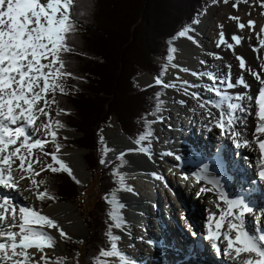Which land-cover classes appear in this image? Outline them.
I'll list each match as a JSON object with an SVG mask.
<instances>
[{"label": "snow or ice", "instance_id": "obj_1", "mask_svg": "<svg viewBox=\"0 0 264 264\" xmlns=\"http://www.w3.org/2000/svg\"><path fill=\"white\" fill-rule=\"evenodd\" d=\"M216 2L217 0H213V3ZM223 2L227 4L229 0ZM240 2L241 0H236L233 7L238 9ZM243 2L248 3V0ZM75 3L76 0H0V187L18 190L19 181L28 178L31 180L30 187H36L37 197L41 200L55 199L48 195L47 190L39 191V185L45 181L32 179L39 176L43 170L47 169L53 173L65 172L76 183H80L73 175L71 167L58 156L61 148V145L56 143L58 130L64 128V124L58 119L53 122L51 115L52 106L58 105L56 93L67 94L64 82L73 75L65 71L64 54L74 51L69 41L71 34L76 31V21L72 12ZM261 7H264V0H261ZM229 18L233 21L240 20L238 16ZM255 24L256 21L248 20L246 23H238V28L254 29ZM220 27L222 28L223 25ZM190 31L194 29L185 27L177 35L195 42V37L189 35ZM260 31L264 33V28ZM231 39L235 45H240L243 37L233 35ZM219 44H227L229 49L234 50V45L225 40L222 31L219 33ZM260 44L264 47V40H260ZM175 51L174 47L169 48L167 61L174 59ZM236 59L241 70L247 71L259 81L261 87L256 96L237 94L233 98L223 91L224 88L233 89L236 85L248 87L243 75L237 77L233 83L231 65L225 66L228 71L223 78L215 73H206L212 81L206 90L213 92L219 99H203L199 92L190 90L196 85L187 80H182L179 84L175 82L165 84L158 76L154 83L164 87H181L185 95L198 101L199 108L205 109L207 126L211 128L214 125L219 128L222 135L233 140L237 149L256 145L260 165L258 178L264 182V78L261 76V73H264V64H261L260 71H257L247 65L242 56L238 55ZM202 63L206 62L202 61ZM182 70L190 71L186 68ZM192 75L201 74L192 73ZM50 94L51 98H49ZM158 97L159 94H157V112L163 103ZM180 103L184 104L186 101L181 100ZM212 109L217 111L213 112ZM61 113L67 114L60 109L57 115ZM149 115L154 113L150 112ZM248 116H254L256 119L251 140L246 138V128H242L246 125ZM41 117L47 118V122L37 124ZM41 130L45 133L43 137L39 135ZM49 137L55 143V152H47L44 149ZM151 137L152 132L148 124L145 132L135 140V144L141 145L146 140L150 141ZM100 139L103 140V137ZM33 149H39L43 155L50 156L59 167L46 164L34 155ZM135 150L137 149L128 151ZM104 151L107 153L108 149L105 148ZM138 151L151 155L149 147L142 146ZM120 158H123V153L120 154ZM17 160L19 164H16ZM106 162L105 159L100 160L101 164ZM34 165H43V167L41 171H36ZM17 172L20 173L18 178L15 175ZM153 175L156 179H163L155 173ZM197 180H205L211 185V187L202 186L198 196L212 194L217 197L212 201L216 211L208 210L206 234V239L211 242V247L217 255H224L232 261V264H264V228L258 226L255 229H248L245 224V215L253 213L254 206L244 195L231 198L225 185L209 172L208 165L203 166L201 174L197 175ZM220 201L226 207H221ZM117 207L122 209L125 205L120 203ZM17 209L21 221L19 224H17ZM0 210H2L0 211V238H2L0 264H52L53 257L46 253L45 249L54 248L55 239L44 229H56L62 239L70 238L54 219L41 214L31 206L15 205L7 196H0ZM9 215L11 223H7ZM110 216L116 228L126 227L127 221L115 208ZM256 220L259 222L260 217L257 216ZM33 225H38L39 230ZM16 227L19 228L18 232L11 230ZM109 238L110 248L101 249L95 264H108L107 260L99 257H118L120 264H136L119 250L120 236L109 233ZM223 241L227 244L222 250ZM32 249L35 251L30 252L29 250Z\"/></svg>", "mask_w": 264, "mask_h": 264}, {"label": "trees", "instance_id": "obj_2", "mask_svg": "<svg viewBox=\"0 0 264 264\" xmlns=\"http://www.w3.org/2000/svg\"><path fill=\"white\" fill-rule=\"evenodd\" d=\"M141 1L76 0L72 9L76 31L71 34L69 44L74 51L64 54V59L65 71L73 75L64 82L67 94L56 93L55 120L64 124L62 129L76 134L73 147L85 151L88 167L98 175L103 199L95 213L92 209L88 212L91 235L84 245L87 260L86 256L78 260L83 244L68 238L62 239L65 255L52 264H95L101 249L110 248L109 233L116 235L113 233L116 228L109 217L112 208L108 199L118 202L122 190L128 186L115 177V170L126 167L129 160L123 157L100 172V160L105 159L100 131L115 120L132 140L143 134L148 124L154 136L155 126L150 119L159 116L164 106L162 103L159 112L156 111L157 94L162 101L167 91L160 85L140 90L137 79L145 73L165 79L169 69L165 63L170 62L166 55L170 47L175 48L180 38L177 33L191 28L195 19L214 4L213 0H181L182 5L180 0H147L143 6ZM256 2L261 0H248ZM77 14L79 17L81 14V19ZM60 109L67 114L57 115ZM150 112L154 115H149ZM44 179L46 190L55 199L42 200V208L57 199L77 202L86 191L85 186L65 172L49 171ZM116 211L119 214L118 208Z\"/></svg>", "mask_w": 264, "mask_h": 264}, {"label": "bare ground", "instance_id": "obj_3", "mask_svg": "<svg viewBox=\"0 0 264 264\" xmlns=\"http://www.w3.org/2000/svg\"><path fill=\"white\" fill-rule=\"evenodd\" d=\"M226 9L225 5L222 6H214L209 11L208 14L210 15V18L202 19L200 21V25L197 24L194 27V31H190L189 35L195 37V42L193 40H189L186 37L181 39L177 45H178V61L175 62L172 65H178L179 67H173L176 72L179 74V79H171L170 82H175L179 84L182 80L190 81L192 84L196 85V87L191 88L190 90L193 92H199L201 94V97L203 99H219L213 92L207 91L206 89L211 85L212 81L210 79H205L203 74L206 73H215L221 78H223L224 74L228 71V69L225 67L226 65H231V78L233 83H235V80L237 77L243 75L248 87L245 88L244 86H238L236 85L233 89H227L224 88L223 91L226 92L229 96L235 98L237 94H246V95H252L255 96L258 88L261 87L259 84V81L255 79L254 76L249 74L245 70H241L238 67L239 61L236 59V57L242 56L246 64L251 66L253 69H256L257 71H260V65L264 64V47L261 46L260 40H264V33H262L260 30L261 28H264V17L261 14L262 8H260L259 11L255 12V15L252 17H249L247 13L236 15L240 18L239 21H233L230 18H226L225 16L220 13V8ZM245 15V17H243ZM248 20H254L256 21V24L254 26V29H250L246 27L244 30H240L238 28V23L244 22L246 23ZM220 25H223L221 28ZM224 33V38L228 43H232L234 45V50L229 49L227 47V44H219V33ZM233 35H239L243 37L240 45H235V42L232 41L231 37ZM202 61L206 63H202ZM189 69V72H184L182 69ZM192 73H200V76L192 75ZM262 78H264V73H261ZM155 78H145L144 82L146 84H152L154 83ZM196 83V84H195ZM177 89H180L181 87H175ZM182 89V88H181ZM184 100L186 103L181 104L180 101ZM174 103V110L175 112L173 115H171V119L174 121V124L171 123V129L167 132V142L164 147V149H161L159 151H155L154 154H156L157 157L162 158V156L166 157L165 160L169 162V166L179 165V167H185L183 170L186 172L187 175H190L193 177V179H190V185H187V195L194 194L193 200H195V203L197 205L199 204V208L201 207V213L202 218L204 216H208V210L216 211L215 205L212 201H215L217 197L212 194H200L198 196L199 190L202 186L204 187H211L210 184H208L206 181L205 183L198 181L195 179L194 174H201V169L204 165H208L209 172L214 175L217 179L221 181L225 185V188L228 192L232 193L233 189H239L238 182L235 181L232 184L229 182V179L232 178L230 174L229 167H223L221 163L218 161L219 159H224V162L230 155L228 154L230 151H226L227 153H224L221 157L218 156L215 161H212L210 158L214 156V154L217 152L218 148L221 145H224L226 149H234L235 154H239L241 148L237 149L234 145V142L231 138H229L226 135H222L219 128H216L214 125L211 126V129L207 126L208 121H202L201 123L197 121V116H204L206 117L207 113L204 108H199L198 103H193L190 101V97L188 98L187 95L184 94L183 91L180 92V95L176 96L173 100ZM198 102V101H197ZM239 102V101H234ZM246 103V102H245ZM226 106V105H224ZM222 106V107H224ZM213 112H216V109H212ZM43 118L41 117L39 121H37V124L41 122ZM205 126V127H204ZM256 126V119L254 116H248L246 125L242 126V128H246V138L251 140L252 139V133L253 129ZM182 130V131H180ZM200 132L203 134H211L215 140L219 141L218 143H212V136L210 138L207 137V140L205 141L203 136V139L200 138ZM209 132V133H207ZM43 133V131H42ZM193 135L194 138H189L188 136ZM42 137V135L40 134ZM179 136V137H178ZM202 137V136H201ZM180 140L186 142H193L195 143V147L192 149L191 145H188L187 147L182 146L180 144ZM198 140L200 142H198ZM214 141V140H213ZM213 149V152H209V147ZM202 144V147L201 145ZM112 147H116V151H113L109 156L108 159L110 162H112L116 157L120 156L121 153H129L135 162V166L129 171L132 174H135L136 176L142 178L146 183L150 184V191L148 192H135L132 194H126L123 197V200L126 202V211H127V217L128 222L131 225L128 227L122 235L125 238V241L127 243V246L131 245L129 242H136L137 241V247L135 248L136 244H132L134 247L128 246V249L121 250V253L125 254L128 258L134 260L136 264H159L156 262V260L153 259V256L148 254L147 252L143 251L145 254H141L138 249L143 246V249H154V246L159 249V254L163 256V263L161 264H176L179 260H183L186 258L190 253L186 252V246H182L181 236L179 233V230L176 227V224L179 222V227L181 225V228L189 230L188 225L185 222V211L182 213L180 211V205L177 203L175 206H169L167 207L165 205V202L158 197V191L156 193V185L161 183V179H156V177L153 175L155 173L158 176L163 177V179L166 180L168 184H170V180L168 177L169 174L166 173L167 170L164 168H160V162L156 166L153 164V162L150 160V156H146L145 153L138 151V149L142 146L136 145L132 140L127 138L125 135H120L116 137L113 142L110 143ZM175 145L176 147L175 149ZM169 147H171L169 149ZM244 150L242 153H244V156L240 159L238 164H236V167L240 165H246L247 162H245V159L247 157L249 158V161L253 166L258 165V157L259 153L256 150V145H252L251 147H243ZM44 149L46 150V144L44 145ZM129 149H137L135 151H128ZM37 149H33V152ZM176 151L173 153L172 151ZM23 152V149H22ZM152 153V152H151ZM162 153H168L167 155H164ZM170 154H173L171 156ZM232 154V153H231ZM170 155V156H169ZM58 156L67 163L71 169L73 170V175H79L84 176L86 173L85 165L83 164V159L81 156V152L75 151V150H68V149H60V152L58 153ZM173 157V158H172ZM185 158V159H184ZM201 161H200V160ZM236 159V156L233 160ZM107 160V159H106ZM190 160V161H188ZM16 164H19V160L16 161ZM194 165V166H191ZM260 166V165H258ZM35 168V167H34ZM167 168V167H166ZM36 169V168H35ZM37 171V170H36ZM128 171V170H127ZM214 171H217L214 173ZM20 174V173H19ZM233 178L234 176H237V174L232 173ZM33 179V178H32ZM224 179V182H223ZM31 180L26 178L24 180L19 181L18 184V190L24 191L26 187H30ZM172 186L173 184L178 187L176 180L175 182L171 181ZM180 186V185H179ZM180 188V187H179ZM18 190L9 191L12 196V202L15 205L18 206H31L34 210L39 211L38 207L36 208L35 205H32V203H26V195L25 198L18 195L20 193L16 192ZM26 191V190H25ZM155 191V192H154ZM27 192V191H26ZM181 192V191H180ZM172 195L167 194L165 192V197H168ZM181 197L184 200L186 204L189 202L186 201V194L181 192ZM185 197V198H184ZM264 198V197H261ZM261 198L252 197L255 201H260ZM170 200V199H169ZM188 200V199H187ZM189 201V200H188ZM28 202V200H27ZM148 202H152L153 205L148 204ZM193 202V201H192ZM221 207H226L222 201H220ZM261 209H258L256 213L246 215L245 216V224L248 229L254 228L251 226L252 223V217L256 219L257 216H260V214H264V202H259ZM164 204V205H163ZM192 207L194 206L193 203L190 204ZM263 206V207H262ZM175 207V208H174ZM154 208H158L159 215L162 216L164 224L172 222V227H169L167 225L168 233L166 234V231H163V237H165V242L162 244L163 239L159 242L160 238L158 234L154 235V232H156L158 229H156L155 221L151 220V216H147L151 212L154 211ZM197 208V207H196ZM178 209V211H177ZM173 210V213H172ZM2 211V210H0ZM66 214H63L66 212ZM175 211V215L174 214ZM199 209L197 208L196 212L192 210L193 216L195 214H198ZM43 215H47L50 218L54 219L58 224L59 221L61 224L59 225L67 234L68 236H76L78 232L82 230L83 220H81L72 210L71 204H64V205H56L52 206L51 208L47 210H41L39 211ZM172 213V215H171ZM191 213V211H189ZM68 215L70 220L65 219L63 216ZM219 213L217 212V216ZM172 218H171V217ZM192 216V217H193ZM10 217V216H9ZM8 217L7 222H11V217ZM59 220V221H58ZM72 221V222H71ZM257 221V220H256ZM20 218L19 213L17 209V224H19ZM176 222V223H175ZM206 222V219L204 220ZM204 222L202 225H204ZM135 225H139L140 229H134ZM170 224V223H169ZM196 226H201V224L197 221ZM34 228L39 230L38 225H33ZM12 231H19V228H12ZM44 231H47L51 236L54 237L55 243H58L61 245L60 242L61 238L59 236V233L56 229H48L45 228ZM135 231V233H134ZM136 231L138 234H136ZM162 232V231H161ZM170 235V237H168ZM190 237V235H189ZM191 238V237H190ZM2 239V238H0ZM59 240V241H58ZM142 241V243H141ZM182 242V241H181ZM59 245V246H60ZM166 245V248L163 249V247ZM140 247V248H139ZM138 248V249H137ZM161 248V249H160ZM133 249H136L135 252H133ZM59 248H52V249H45V252L48 253L50 256L54 257L59 253ZM30 252L35 251L34 249L29 250ZM154 253L156 251L153 250ZM193 254L195 252H192ZM183 254H185L183 256ZM213 256V254H207V259L210 256ZM203 256V254L201 255ZM141 257V258H140ZM165 257H169V259H165ZM212 258V257H211ZM221 259L225 264H232V261H230L227 257L222 256ZM192 262H180L179 264H191ZM116 264H120L119 259L117 260Z\"/></svg>", "mask_w": 264, "mask_h": 264}, {"label": "rangeland", "instance_id": "obj_4", "mask_svg": "<svg viewBox=\"0 0 264 264\" xmlns=\"http://www.w3.org/2000/svg\"><path fill=\"white\" fill-rule=\"evenodd\" d=\"M147 0H142L141 2L143 3L142 5L143 6H145V4H147V2H146ZM175 2H178V1H175ZM233 3H235L234 1H230L229 0V3H227V4H225L224 2H223V0H217V2L216 3H214L213 5H211L208 9H207V11L204 13V15L202 16V17H200L199 18V20L196 18L195 19V21H198V23H194V26L191 28V29H194V27L197 25V24H201L200 23V21L202 20V19H206V18H210V15L208 14V11L212 8V7H214V6H222V5H225L226 6V9H223L222 7L219 9L220 10V13H222V15L223 16H225L226 18H229L230 16H236V15H241V14H245V13H247V15L249 16V17H252V16H254L255 15V12H257V11H259L260 10V8H262V13L261 14H258V16L259 15H262L263 17H264V7H261V3H258V2H256V3H239V7H238V9L237 8H234L233 7ZM183 4V3H182ZM181 4V0H180V5H182ZM179 8H183V6H178ZM171 10V9H170ZM174 10V9H173ZM175 11V10H174ZM249 13H251L250 15H249ZM77 17L78 18H80V17H82L81 16V14H80V17H79V15L77 14ZM165 17V16H164ZM243 17H245V15H243ZM81 19V18H80ZM172 23H173V21H172ZM181 39H183V38H180L179 39V41L181 40ZM178 41V42H179ZM177 42V43H178ZM177 43H175V49H176V51H175V56H174V59L171 61V62H169V64H171V65H169V69H168V72H167V74H166V76H165V81H164V83L165 84H167L168 82H170L171 81V79H177V77H179V74H178V72H176L175 71V69H173V66H172V64H174L175 62H177L178 61V45H177ZM165 65H167L166 63H165ZM168 66V65H167ZM204 75V77H205V79H209L208 78V76L206 75V74H203ZM145 78H157V77H155V76H153V75H149L148 73H145V74H143L141 77H139L138 79H137V82H138V86L140 87V90H142V89H144V88H146V87H150V86H154V85H156L155 83H152V84H146L145 82H144V79ZM196 84V83H195ZM166 89H167V92H166V97L163 99L164 100V102H165V104H166V106H165V108H164V111H163V114H161V116H159V117H156V118H152V121H153V123L155 124V126H156V128H157V131H156V134H155V136L154 137H152L151 139H150V141H146L145 143H143V144H141L140 146H143V147H149L150 148V151L152 152L151 153V155L152 154H154L155 153V151H159V150H161V148H162V146L165 144L166 145V142H167V140H166V142H165V139H167L166 137L168 136V135H166L167 134V132L166 131H170V129L172 128L171 127V124H170V122L168 121V119H169V117H171V115H173V113L175 112V110H174V103H173V99L176 97V96H178V95H180V92L181 91H183L181 88L180 89H177V88H171V87H166ZM49 98H51V94L49 95ZM188 98H189V96H188ZM190 101H192L193 103L195 102V103H198L197 102V100H195V99H193V98H191L190 97ZM51 115H52V118H53V122H54V120H55V117H56V110H55V108H54V106H52V108H51ZM43 119L41 120V122H47V118H45V117H42ZM172 120V119H171ZM173 121V120H172ZM197 121H199L200 123L202 122V121H207L206 119H205V115L203 116H197ZM40 122V123H41ZM174 122V121H173ZM39 123V124H40ZM205 127V126H204ZM209 127V126H208ZM211 129V128H210ZM166 130V131H165ZM42 131L43 130H41V132L39 133V135L41 134L42 135V137L45 135V133H44V131H43V133H42ZM180 131H182V130H180ZM166 132V133H165ZM100 133L102 134V137H103V140H101V147H103L104 149L105 148H107L108 149V151H107V154H106V157H104L105 158V160L107 161L105 164H100V166H99V170H100V172H101V170L102 171H104V170H106L107 169V165L108 164H110L111 162L109 161V159H108V156L113 152V151H116L117 149H116V147H112L111 145H110V143L111 142H113V140L116 138V137H118V136H120V135H122L123 134V132H122V129L119 127V124L115 121V120H113L112 122H111V125H110V127H108V128H106V129H103V130H101L100 131ZM207 133H209V132H207ZM123 135H125V134H123ZM200 135L202 136H204V135H206V134H201L200 133ZM207 135H209V134H207ZM75 136H76V134L75 133H73V132H71V131H67V130H65V129H60V130H58V138H57V141H56V143H59L60 145H61V148L62 149H68V150H75V151H78V152H81V156H82V159H83V164L85 165V169H86V173H85V175L84 176H79V175H74L79 181H80V184H82L83 186H85L86 188H85V194H84V196H82L80 199H78V201L77 202H64L62 199L61 200H58L57 199V201L55 202V203H53L52 205H50L47 209H49V208H51L52 206H56V205H64V204H71L72 205V210H73V212L81 219V220H83V225H82V230L80 231V232H78V234L76 235V236H68V237H71L72 239H74V240H76V241H78V242H80L81 244H83V245H81L82 247L80 248L81 249V254H80V257H79V259L78 260H80L81 258H83L84 256H86V260H87V258H88V254H87V251H84V245H86V243L89 241V239H90V235H91V230H90V228L88 227V225H87V219H88V212H90L89 210H91L92 209V213H95V210H97V206L99 205V204H101L102 203V195H101V190L99 189V187H98V183H97V180H98V175H97V173H93L91 170H90V168L88 167V165H87V163H86V160H85V151L84 150H81V149H74V147H73V140L75 139ZM126 136V135H125ZM203 136L201 137L202 139H203ZM210 136V138H211V134L209 135ZM209 136H207V137H209ZM127 137V136H126ZM204 137H206V136H204ZM128 138V137H127ZM204 139H206V138H204ZM213 140H215V138H213V136H212V141ZM215 141H217V140H215ZM198 142H200L199 140H198ZM219 142V141H218ZM217 142V143H218ZM200 143H202V142H200ZM64 144H66V145H64ZM214 144V143H213ZM165 145H164V147H165ZM201 145V147H202V144H200ZM207 145H208V147H209V152H213V149L209 146V144L207 143ZM139 146V145H138ZM176 147H178L177 145H175V149H176ZM60 148V149H61ZM171 147H169V149H170ZM164 149V148H163ZM35 151H37V152H33L34 153V155L35 156H37V157H39L42 161H44L46 164H52L53 165V167H59V165H57L54 161H52V159H51V157L50 156H45V155H43L42 153H41V151L39 150V149H37V150H35ZM45 151H47V152H55V143L54 142H52L51 141V138L49 137V142L48 143H46V150ZM105 152V151H104ZM173 153H175L176 151L174 150V151H172ZM124 155H127V157H128V160H129V166H128V168H125V169H119V170H115V172H116V176L118 177V178H127V180H129V184L132 186V190L131 191H129V192H125V193H122L121 194V197H120V203H122L123 205H125V207L124 208H122V210L123 211H125V208H126V202L123 200V197L126 195V194H132V193H135V192H137V191H139V192H147V190H149L150 191V187H148L147 188V186H150V184L149 183H146L142 178H139V177H136V175L135 174H132L130 171H129V169H131V168H133L134 166H135V162H134V159H133V157L127 152V153H124L123 154V156ZM170 156V155H169ZM172 156L175 158V156L172 154ZM172 157V158H173ZM156 158H158V157H156ZM121 158H120V156H118V157H116L113 161L114 162H117L118 160H120ZM185 159V158H184ZM200 160V159H199ZM112 161V162H113ZM165 161V163L167 162V166H169V162L167 161V160H164ZM188 161H190V160H188ZM201 161V160H200ZM247 162V161H246ZM160 164V166H162V168H166V164ZM153 164H155L154 162H153ZM159 164V163H158ZM174 164H172V166H173ZM157 166V165H156ZM176 166H179V165H176ZM191 166H194V165H191ZM34 167L36 168V170L37 171H41V168L43 167V165H34ZM106 167V168H105ZM161 168V167H160ZM183 168H185V167H183ZM128 170V171H127ZM50 170H43L42 172H41V174L39 175V176H35V177H32L33 179H35L36 181H41V180H45L44 178H45V175L49 172ZM166 173H167V171H166ZM168 174V173H167ZM15 175L17 176V178L19 177V172H17V173H15ZM171 177H172V175H170ZM170 176H169V179H170ZM175 178L174 177H172L170 180L171 181H175L174 180ZM21 181V180H20ZM223 182H224V179H223ZM31 183V182H30ZM181 184H183V183H181ZM189 184H191L190 182H189ZM161 186H162V184H161ZM161 186H159V185H157V189H158V192H160V194H158V197H160V199L162 200H164V201H166V198H167V196L165 197V192H167V194H171V193H169L170 191H167V190H165V188L163 189ZM187 189H188V187L186 186L185 187V185L183 184V188L180 190L182 193H184V194H186V201L187 202H189V204H191V203H193L194 204V206L193 207H195V210H194V212H196V210H197V208L199 209V211H198V214H196V216L198 215V216H202L203 214L201 213V207L199 208V204L197 205V203H195V200H193V195L192 194H190V195H187ZM20 190V189H19ZM16 191V192H18V193H20V194H18V195H20V196H22L23 198H25V195H26V197L27 198H25L26 199V203H27V205H28V203L30 204V203H32V205H35L36 206V208L38 207V209H39V211H41L42 209H40V202H39V198L37 197V189H36V187L35 186H32V187H26V191L24 190V191H22V193H21V191ZM46 190V186L44 185V184H40L39 185V191H41V192H43V191H45ZM156 193H157V191H156ZM49 195V194H48ZM50 196V195H49ZM164 197V198H163ZM168 197H169V195H168ZM189 201H188V200ZM27 200H28V202H27ZM193 201V202H192ZM56 203H58V204H56ZM150 202H148V204H149ZM42 204H43V201H42ZM55 204V205H54ZM153 203H151L150 205H152ZM197 207V208H196ZM47 209H45V210H47ZM127 210V209H126ZM43 211V210H42ZM177 211H178V209H177ZM67 213V211L66 212H64L63 214H66ZM172 213H173V210H172ZM172 213H171V215H172ZM120 214V213H119ZM124 214V213H123ZM128 214V213H127ZM127 214H126V218H125V220L127 221L128 220V217H127ZM173 215H175V211H174V214ZM10 216V215H9ZM11 217V216H10ZM9 217V218H10ZM65 219H67V220H70V218L68 217V215H65V216H63ZM171 217V216H170ZM59 221V220H58ZM113 220H111V222H112ZM72 222V221H71ZM7 223H11V222H7ZM170 223V225H169V227H172V222H169ZM61 224H64V223H61L60 221H59V225H61ZM168 224V223H167ZM178 224H179V222H178ZM155 225H156V223H155ZM131 225L129 224V222L127 221V224H126V227L125 228H123V229H116L115 231L113 230V233H115L116 235H118V236H120V242L118 243V248H119V250L121 251V250H123V249H128V246H127V243H126V241H125V238H124V236L122 235V233L128 228V227H130ZM133 226H134V229L136 228V229H140L141 227L139 226V225H135V224H133ZM180 228H181V225H180ZM183 228V227H182ZM134 233H135V231H134ZM168 233V230H166V234ZM136 234H138L137 233V231H136ZM156 234H158V236L161 238L160 240H159V242L163 239V242H162V244H164V242H165V237H163V234H164V232H159L158 230L156 231V232H154V235H156ZM168 237H170V235H168ZM60 239V242H61V244H62V247H61V245L58 243V245H57V243H55V249L57 248V246H58V248L60 249L59 250V253L56 255V256H54L53 257V260H56V259H59V258H61L64 254H65V249H64V247H63V243H62V241H61V239L62 238H59ZM59 241V240H58ZM128 243H130L131 245L129 246V248L132 246V244H136L135 245V248L137 247V241L136 242H129V241H127ZM141 243H142V241H141ZM60 245V246H59ZM133 247V246H132ZM131 247V248H132ZM152 247L153 246H151L150 248L151 249H149V248H147V249H143V246H141V248L140 249H138L139 251H140V253L141 254H145L143 251H145V252H147L148 254H150V255H152L153 256V259L154 260H156V262L157 263H159V264H161V263H163V256L161 255V254H159V249L158 248H156V246H154V251H156V253H154L153 252V250H152ZM134 248V247H133ZM166 248V250H167V247H166V245L163 247V249H165ZM161 249V248H160ZM129 250V249H128ZM136 251V249H133V252H135ZM141 258V257H140ZM119 258L118 257H109L108 258V262H109V264H116V262H117V260H118ZM165 259L167 260V259H169V257H165ZM151 264H152V262H151Z\"/></svg>", "mask_w": 264, "mask_h": 264}]
</instances>
